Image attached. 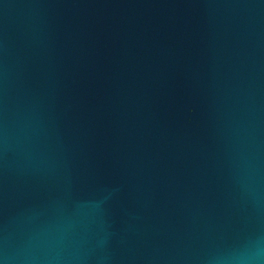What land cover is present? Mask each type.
<instances>
[{
	"label": "water",
	"instance_id": "1",
	"mask_svg": "<svg viewBox=\"0 0 264 264\" xmlns=\"http://www.w3.org/2000/svg\"><path fill=\"white\" fill-rule=\"evenodd\" d=\"M0 264H264V0H0Z\"/></svg>",
	"mask_w": 264,
	"mask_h": 264
}]
</instances>
